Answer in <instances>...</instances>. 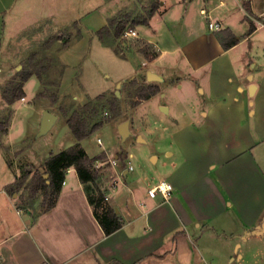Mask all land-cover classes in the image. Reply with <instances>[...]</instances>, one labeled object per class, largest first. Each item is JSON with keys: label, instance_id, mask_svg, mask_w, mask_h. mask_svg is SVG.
<instances>
[{"label": "crops", "instance_id": "1", "mask_svg": "<svg viewBox=\"0 0 264 264\" xmlns=\"http://www.w3.org/2000/svg\"><path fill=\"white\" fill-rule=\"evenodd\" d=\"M40 1L0 0V45L26 28L22 16L35 15ZM251 2L254 13L264 12V0ZM205 3L208 8L199 11L207 27L187 40L172 32L170 9L147 25L155 36L138 30L159 52L154 59L142 57L143 67L163 77L157 84L167 82L165 75L179 82L173 104L158 100L168 109L164 124L179 135L181 144L186 145L184 133L194 138L190 135L191 147L182 145L188 167L176 165L169 173L167 181L174 185L170 199L148 195L155 183L147 190L134 189L130 200L126 190L114 193L108 186V201L123 226L107 235L71 166L55 206L34 219L30 210L19 209L16 195L6 191L16 171L0 149L9 181L0 186V264H264V23L249 14L244 0ZM43 16L37 13L33 21ZM210 21L221 28L211 29ZM227 31L239 38L229 48L220 40ZM182 81L188 88L196 81L205 85L201 93L207 95L202 99L193 90L177 93ZM159 93L147 100H155ZM12 131L11 127L8 138ZM208 131L225 136L214 142L204 134ZM201 146L226 154L220 166L201 167L202 161L194 157ZM199 177L206 178V187L198 185Z\"/></svg>", "mask_w": 264, "mask_h": 264}, {"label": "rangeland", "instance_id": "2", "mask_svg": "<svg viewBox=\"0 0 264 264\" xmlns=\"http://www.w3.org/2000/svg\"><path fill=\"white\" fill-rule=\"evenodd\" d=\"M155 1L41 0L35 11L41 16L43 14V18L35 22L33 20L37 13L32 16L23 15L21 24L26 28L4 39L0 45V122L8 119V133L11 127L13 131L11 137L8 138L7 133L0 138V149L6 161L9 159L12 162L11 167L16 171V179L24 171H30L31 177L51 153L68 148L76 142L67 123L66 113L71 114L90 98L95 99L99 95H104V98L98 100L100 115L96 120L107 121L81 143L91 157L102 152L107 153V160L96 162L103 175V189L110 186L114 193L126 190L130 200L134 189L147 190L150 184L169 180V173L176 165L188 167L187 152L182 151L184 143L181 144L179 135L172 133L164 124L162 117L165 118L168 114L158 102L174 103L172 95L176 93L174 91L179 84L177 79L165 75L167 82H159L162 91L158 97L155 100L142 101L135 106L138 90L142 85H159L156 81L148 82V69L143 67L142 61L145 55L140 52L145 45H151L155 50L156 48L142 38L138 30L142 34L143 30H146L154 36L156 31L150 26L138 25L134 28L137 35H125L124 32L123 38L118 40L106 35L105 40L111 45H107L97 34V30L108 25L112 18L127 20L130 25L135 19L146 16ZM202 6L208 8L205 0H159V8L154 16L173 10V14L167 16L170 19L168 24L179 40H187L193 33L202 32L207 27V21L199 11ZM28 7L34 11L31 4H28ZM101 17L104 20L100 26ZM182 17L184 20H181ZM105 46L112 48L114 54ZM116 47L120 48V55L116 52ZM31 71L40 73L41 78L34 73L24 80L25 96L9 104L4 98V91L10 89L13 82L18 83L25 79ZM137 75L133 82H126ZM173 80L174 85L168 89L167 86ZM119 82L122 85L119 88L120 95H117ZM182 83L183 87L179 88L177 93L190 94L193 90L202 99L207 95L201 93L205 85L198 84L197 81L192 83L193 88H188L184 81ZM165 93L166 99L163 97ZM113 103L117 109L113 107ZM45 109L56 113L58 119L48 133L39 135ZM197 115L200 120L204 118ZM126 120L130 121L131 132L123 139L119 125ZM204 134L214 142L225 136V133L209 131ZM190 135L189 132L183 134L186 137V147H191ZM98 138H101L102 143ZM191 138L194 139L192 135ZM206 140L207 138L205 142ZM201 145L204 144L201 142ZM225 156L221 150L211 153L201 146L194 157L202 161L201 167L206 170L208 166H220V161ZM114 159L117 164H113ZM130 165H133V169L128 170V175L125 176L124 171L129 169ZM216 167L213 170L216 171ZM7 173L0 157V186L4 183ZM106 176H110V179L104 182L103 178ZM199 178L198 185L206 187V178ZM8 182L5 180V184ZM28 192L25 187L18 190L17 202L21 203L19 197L27 195ZM2 197L3 194H0V198ZM41 199L39 194L35 199L37 208L34 213L41 210ZM19 209L25 210L24 207ZM1 211L2 209L0 216Z\"/></svg>", "mask_w": 264, "mask_h": 264}, {"label": "trees", "instance_id": "3", "mask_svg": "<svg viewBox=\"0 0 264 264\" xmlns=\"http://www.w3.org/2000/svg\"><path fill=\"white\" fill-rule=\"evenodd\" d=\"M246 10L251 13V0H244ZM159 8V0H156L148 14L144 17L135 19L130 25L127 20L120 21L118 18L110 19L108 25L103 26L97 30V34L106 44L105 36H113L114 40L123 38L124 32L129 28H136L138 25H149L151 18L155 15ZM254 27L251 28L253 30ZM220 40L225 48L236 44L239 38L231 31L220 35ZM111 45V44H107ZM118 55H120V48H115ZM140 52L148 59H154L159 56V52L152 48L151 45H145L140 49ZM37 73L31 71L22 81L12 83V87L4 91V98L9 104H13L21 97L25 96L24 80H27L31 75ZM41 78V74L37 73ZM137 76H134L126 82H133ZM161 91V87L155 84L142 85L138 90V99L135 106L142 101L149 99L156 93ZM104 98V95H99L97 98H90L86 103L79 108L73 110L71 114L66 113L67 123L76 139L68 148L62 149L56 153H51L41 163L40 169L36 171L31 177L30 171H24L17 179L6 185V191L10 195H16L18 190L25 187L29 190L28 194L19 197L21 203H17L18 207H24L32 212L34 219L44 212L51 210L59 196L62 183L65 179L66 171L71 166L75 167L79 178L84 186L88 199L93 206L94 214L101 224L104 232L108 235L123 226V219L119 216L116 209L106 199L107 189L101 185L100 167H97V161L107 160V153L102 152L94 157H91L86 149L83 147L81 141L90 136L95 130L99 129L107 120H96L100 115L98 100ZM115 109L116 106L113 103ZM109 119V118H108ZM110 120V119H109ZM9 120L0 122V138L8 133ZM121 158V156L119 155ZM8 165L11 167L12 162L7 159ZM125 168V167H124ZM47 174V176H45ZM110 176L103 178L104 182L109 181ZM42 196L39 202L41 210L35 212L37 208L35 199L38 195Z\"/></svg>", "mask_w": 264, "mask_h": 264}, {"label": "built area", "instance_id": "4", "mask_svg": "<svg viewBox=\"0 0 264 264\" xmlns=\"http://www.w3.org/2000/svg\"><path fill=\"white\" fill-rule=\"evenodd\" d=\"M204 13L206 12L205 9L202 10ZM252 16H255L259 23H264V12L263 13H254L253 5L251 2V13H249ZM209 27L213 30H219L221 28V24L219 22L210 21ZM125 35H137L136 29L129 28L125 31ZM98 141L102 143L101 138H98ZM113 164H117V160L114 159ZM133 165L129 166L128 170H132ZM174 190V185L167 181V180H160L157 183H155L153 186L148 188V195L150 197H157L161 196L164 200L168 201L171 197L172 191ZM106 199H108V196L106 195Z\"/></svg>", "mask_w": 264, "mask_h": 264}, {"label": "water", "instance_id": "5", "mask_svg": "<svg viewBox=\"0 0 264 264\" xmlns=\"http://www.w3.org/2000/svg\"><path fill=\"white\" fill-rule=\"evenodd\" d=\"M146 76H147L148 81H163V77L160 74H158L152 70H148L146 73ZM121 85H122L121 82H119L117 85V88H118L116 91L117 95H120L119 88L121 87ZM254 88H255V85H252L250 87L251 91L254 90ZM162 109L164 111H168L167 107H165V106H163ZM57 119H58V115L56 113H54L48 109H45L43 111L42 118H41L39 135H43V134L48 133L52 129L54 124L56 123ZM119 132L122 135L123 139H126L128 137V135L131 132L129 120H126V121L120 123ZM45 176H47V174H45Z\"/></svg>", "mask_w": 264, "mask_h": 264}]
</instances>
